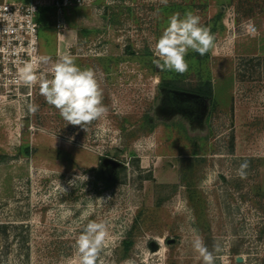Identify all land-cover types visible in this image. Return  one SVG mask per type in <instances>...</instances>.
<instances>
[{"label":"rangeland","instance_id":"obj_1","mask_svg":"<svg viewBox=\"0 0 264 264\" xmlns=\"http://www.w3.org/2000/svg\"><path fill=\"white\" fill-rule=\"evenodd\" d=\"M29 1L41 20L37 56L51 58L37 73L51 78L71 55L95 70L108 111L86 131L66 125L39 84L0 73V264H78L90 221L108 225L97 264H203L193 228L209 251L220 245L215 264H264V0ZM189 11L216 46L190 51L184 74L161 71L155 41ZM198 83L212 91L200 116L171 110L195 96L165 87Z\"/></svg>","mask_w":264,"mask_h":264},{"label":"clouds","instance_id":"obj_2","mask_svg":"<svg viewBox=\"0 0 264 264\" xmlns=\"http://www.w3.org/2000/svg\"><path fill=\"white\" fill-rule=\"evenodd\" d=\"M167 3V0H163ZM216 37L211 30L201 23L199 15L186 12L183 15L175 13L169 17L168 24L162 31L153 47V64L161 71L184 74L189 69L186 57L190 51L204 56L214 49ZM51 58L41 56L38 62L48 65ZM36 62L25 63L18 70L17 83L28 88L39 84L40 94L46 102L55 107L66 125L79 126L86 131V127L93 121L103 118L107 114V107L103 104V90L94 69L79 67L74 58L64 54L57 59L50 68V76L38 74ZM38 105L29 104L28 110L35 113ZM74 137H69L68 142ZM249 164L247 161L240 164L237 174L246 178ZM85 175L73 176L67 181V187L60 184V191L67 193L75 186L77 180L86 181ZM194 222V217H192ZM108 225L106 221H90L83 228L76 240L78 264H97L104 250ZM191 246L203 264H215V253L221 251L219 244L209 251L203 238L196 229H192ZM100 264H103L101 261Z\"/></svg>","mask_w":264,"mask_h":264},{"label":"built area","instance_id":"obj_3","mask_svg":"<svg viewBox=\"0 0 264 264\" xmlns=\"http://www.w3.org/2000/svg\"><path fill=\"white\" fill-rule=\"evenodd\" d=\"M37 15L34 1L0 2V73H18L25 63L38 61ZM247 31L254 32L255 26L249 23Z\"/></svg>","mask_w":264,"mask_h":264},{"label":"flooded vegetation","instance_id":"obj_4","mask_svg":"<svg viewBox=\"0 0 264 264\" xmlns=\"http://www.w3.org/2000/svg\"><path fill=\"white\" fill-rule=\"evenodd\" d=\"M165 88L169 91L189 93L195 96L194 98H191L189 100H184V101H178V99L174 98V102L170 103L171 110L178 111V112L181 111V115L183 114L189 117L198 118L200 116V113H202V109L206 108L210 104L211 99H212V94H211V98H209L207 95L191 89L192 87H186L184 85L183 86L171 85ZM170 99H171V96H170ZM121 167L122 166H120V168ZM118 168H116V171L118 170ZM113 175H115V173Z\"/></svg>","mask_w":264,"mask_h":264},{"label":"trees","instance_id":"obj_5","mask_svg":"<svg viewBox=\"0 0 264 264\" xmlns=\"http://www.w3.org/2000/svg\"><path fill=\"white\" fill-rule=\"evenodd\" d=\"M37 22H38V25L40 26L41 20L38 18V15H37ZM38 30H39V28H38ZM191 89L198 91V92H201V93L207 95L209 98H211L212 91H211V86L209 85V83L207 85L198 83L197 85H195Z\"/></svg>","mask_w":264,"mask_h":264},{"label":"water","instance_id":"obj_6","mask_svg":"<svg viewBox=\"0 0 264 264\" xmlns=\"http://www.w3.org/2000/svg\"><path fill=\"white\" fill-rule=\"evenodd\" d=\"M166 242H167V243H170L171 240H167ZM149 246H150V248L153 249V250L157 248V244H156L154 241L150 242V243H149ZM240 260H241V259H240L239 257L236 258V261H240Z\"/></svg>","mask_w":264,"mask_h":264},{"label":"crops","instance_id":"obj_7","mask_svg":"<svg viewBox=\"0 0 264 264\" xmlns=\"http://www.w3.org/2000/svg\"><path fill=\"white\" fill-rule=\"evenodd\" d=\"M2 1H4V0H0V2H2ZM9 1H15V2H22V3H25V2H27L28 0H24V1H21V0H9Z\"/></svg>","mask_w":264,"mask_h":264}]
</instances>
